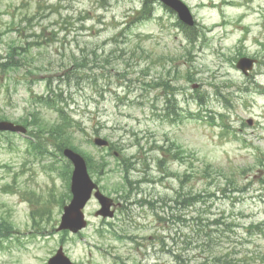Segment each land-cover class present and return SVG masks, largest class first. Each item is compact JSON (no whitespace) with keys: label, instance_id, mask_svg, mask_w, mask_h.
<instances>
[{"label":"rangeland","instance_id":"obj_1","mask_svg":"<svg viewBox=\"0 0 264 264\" xmlns=\"http://www.w3.org/2000/svg\"><path fill=\"white\" fill-rule=\"evenodd\" d=\"M144 1L0 0V116L29 125V134L0 133V219L14 229L0 243V264H48L60 245L77 264H202L210 246L234 264H264V224L249 228L264 222V0H184L197 21L193 44L160 1L141 19ZM242 55L257 60L248 75L237 67ZM49 85L63 93L60 107L74 119L76 143L99 167L92 176L105 193L118 198L121 161L134 163L131 198H120L110 219L96 215L93 197L78 234L57 230L71 199L59 138L32 137L33 112L49 127L61 121L39 101ZM173 100L180 114L167 117ZM96 136L113 142L118 156L95 145ZM143 194L157 200L155 210L139 203ZM200 216L233 225L192 249Z\"/></svg>","mask_w":264,"mask_h":264},{"label":"water","instance_id":"obj_2","mask_svg":"<svg viewBox=\"0 0 264 264\" xmlns=\"http://www.w3.org/2000/svg\"><path fill=\"white\" fill-rule=\"evenodd\" d=\"M166 4L174 8L180 18L187 24H194L193 14L188 5L182 0H163ZM253 61L247 58H243L239 61V66L245 71L248 68H252ZM251 122V121H250ZM0 129H10L26 132V127L22 125H16L10 121L0 122ZM96 143L99 145L108 144L106 140L96 139ZM65 154L73 161L75 169L72 178V190L73 199L69 205L65 207V213L62 217L60 229H71L75 232L84 228L87 225L85 220L84 207L92 196V192L98 185L92 180L88 173L87 164L83 156L76 153L72 149H65ZM102 204V209L98 211V214L104 216L114 215V211L111 210L113 200L103 195L99 190L95 193ZM49 264H74L71 259L65 254L63 247H60L57 254L50 258Z\"/></svg>","mask_w":264,"mask_h":264},{"label":"trees","instance_id":"obj_3","mask_svg":"<svg viewBox=\"0 0 264 264\" xmlns=\"http://www.w3.org/2000/svg\"><path fill=\"white\" fill-rule=\"evenodd\" d=\"M147 6H148V4H146V9L143 10L144 13H147L148 10H149ZM150 12H151V10L148 12V14ZM188 33H189L188 36L190 37V40L191 39L194 40L195 35H196L195 32L192 31V29H190V30L188 29ZM82 64H84L83 66L86 65V63H82ZM165 88L175 91L173 86L168 84L167 82H165ZM51 93L53 94L54 92L52 91ZM39 101L42 102L43 104H46L49 107L54 108L55 110H57L60 113V116L62 117V121L60 123L55 124L53 127H49L48 123L43 122V120L41 119L40 115L38 114L39 112L33 113V122L37 123V125H39V127H37V129H36V135L35 136L36 137H40V135L42 133L43 134H49L51 136L56 134V136L59 138V141H60L59 147H60L61 150H63V148L67 147V146L78 150V147L75 145L74 140H73V133L68 130V127L72 125V123L70 121V118L68 116L64 115V110H63L62 107H60V102H61L60 97L57 96V95H54V96L53 95H47L46 97H42L41 96ZM167 115L168 116L176 115L175 117L179 116L178 112H177V110L175 108H170L168 113H167ZM35 145H36L35 148H37L39 150L38 145H41V144L38 143V145L37 144H35ZM40 148H41V153H44L45 148H43L42 146H40ZM161 148H163V147H161ZM169 150H170V153H171V148L170 147H169ZM46 152H47V150H46ZM177 154L178 153H176V155L174 157H177ZM87 158H88L89 167L94 169V167H93L94 164H93V161H92L93 160L92 157L88 156ZM122 162L125 163V168H124L125 181L123 182V184H122L121 188L119 189V191L122 192V195L126 194V196H130V193H131V190H132V186L135 183L130 178V170H131V168L133 166L132 165L133 163H131V158H123ZM165 162H166L165 158H160L159 159V163L161 165H165ZM210 166H211L210 163H207L205 168H204V170H203L204 173L207 176L211 175V173H212V170H210V168H211ZM70 172H69V176H70ZM147 176H149L148 173H144L143 180H145V182H150L151 180L148 179ZM226 177H227L229 183H231L233 186H237V180H236V176L235 175H233V174L232 175H227ZM130 197L127 198V199H130ZM192 198L193 197H191V199ZM191 199L189 201L190 204H191ZM151 200H153V201H151ZM174 200H175L174 201L175 203H179L180 202V200H179V202L177 201V198H175ZM186 201H187V199L183 198L182 202L185 203ZM140 202L141 203L146 202V203H148L151 206H155L157 201L154 199V197H151L150 200L142 199ZM172 217L174 219L175 218L179 219V217H175V215H173ZM198 219H199L200 223H198L197 225L193 226L194 230H197V234L198 235H200V232H204L205 234H208L209 231L206 230V227H209V225H207V224H205L203 222V219L201 218V216L198 217ZM216 222H219V221L216 220ZM12 229H13L12 224L9 223L6 219H3L0 222V239L2 237L9 236L11 234ZM193 242H194V240H192V241H190L188 243L192 244ZM176 256L177 257H182L181 255H178V254ZM227 256H228V254L225 255V257H227ZM221 259H222L221 257H218L216 255L213 258V263L212 264H225V262H221L220 261Z\"/></svg>","mask_w":264,"mask_h":264},{"label":"bare ground","instance_id":"obj_4","mask_svg":"<svg viewBox=\"0 0 264 264\" xmlns=\"http://www.w3.org/2000/svg\"><path fill=\"white\" fill-rule=\"evenodd\" d=\"M190 222V221H189ZM207 241V240H206ZM206 244V243H205Z\"/></svg>","mask_w":264,"mask_h":264}]
</instances>
